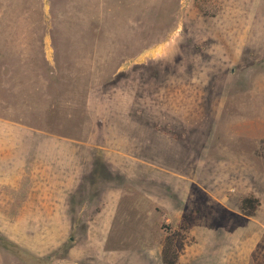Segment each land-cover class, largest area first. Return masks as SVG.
Wrapping results in <instances>:
<instances>
[{
  "label": "rangeland",
  "instance_id": "obj_1",
  "mask_svg": "<svg viewBox=\"0 0 264 264\" xmlns=\"http://www.w3.org/2000/svg\"><path fill=\"white\" fill-rule=\"evenodd\" d=\"M162 223L264 264V0H0V264H162Z\"/></svg>",
  "mask_w": 264,
  "mask_h": 264
},
{
  "label": "trees",
  "instance_id": "obj_2",
  "mask_svg": "<svg viewBox=\"0 0 264 264\" xmlns=\"http://www.w3.org/2000/svg\"><path fill=\"white\" fill-rule=\"evenodd\" d=\"M255 207H256V199L245 198L242 201L241 211L247 216H252L254 215ZM162 227L166 232V236L163 240L162 250H161L162 264H177L179 258V251L176 244L177 242L176 232L172 230L165 223H162Z\"/></svg>",
  "mask_w": 264,
  "mask_h": 264
}]
</instances>
